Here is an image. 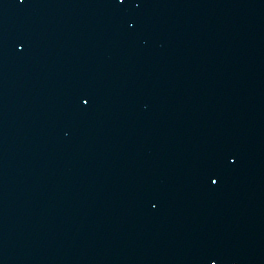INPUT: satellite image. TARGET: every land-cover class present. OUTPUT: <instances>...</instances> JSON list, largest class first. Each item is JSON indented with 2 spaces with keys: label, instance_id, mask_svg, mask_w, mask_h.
<instances>
[{
  "label": "water",
  "instance_id": "water-1",
  "mask_svg": "<svg viewBox=\"0 0 264 264\" xmlns=\"http://www.w3.org/2000/svg\"><path fill=\"white\" fill-rule=\"evenodd\" d=\"M5 1L6 0H0V65H1V52H2V40H3Z\"/></svg>",
  "mask_w": 264,
  "mask_h": 264
},
{
  "label": "snow or ice",
  "instance_id": "snow-or-ice-1",
  "mask_svg": "<svg viewBox=\"0 0 264 264\" xmlns=\"http://www.w3.org/2000/svg\"><path fill=\"white\" fill-rule=\"evenodd\" d=\"M18 2H19L20 4H23V3L25 2V0H18ZM120 2L122 3L123 0H120ZM83 103H84V105L86 106L87 104L90 103V100H88V99H84V100H83ZM212 183L215 184V183H217V181L213 180Z\"/></svg>",
  "mask_w": 264,
  "mask_h": 264
}]
</instances>
